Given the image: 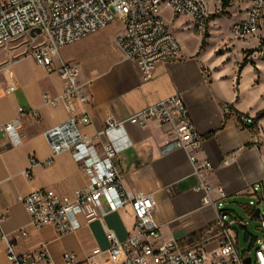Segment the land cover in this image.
<instances>
[{
	"label": "crops",
	"instance_id": "crops-1",
	"mask_svg": "<svg viewBox=\"0 0 264 264\" xmlns=\"http://www.w3.org/2000/svg\"><path fill=\"white\" fill-rule=\"evenodd\" d=\"M220 9L222 4L213 14ZM122 28L121 20L115 18L61 47L53 65L65 62L79 67L78 81L89 95L85 110L90 122L80 126L83 133L93 135L102 128L107 115L124 120L123 130L108 133L110 138L118 137V142L126 144L114 161L128 188L153 193L159 240L175 239L183 247L199 245L211 249L216 245L212 229L215 213L210 206H200L201 193L194 189L197 178L192 174L188 151L164 150L165 127L157 120L140 126L126 119L148 105L180 94L196 131L203 137L195 156L211 162L204 180L213 187H224L229 193L227 207L240 217L243 211L247 217L245 204L250 195L246 188L264 179V116L254 117L255 124L249 126L240 123L232 112H222L221 105L227 103L231 111L256 116L258 103L242 94L248 89V82H240L237 92L233 75L216 62L207 61L199 44L188 53L180 47L177 56L156 64L149 77L143 79L136 63L126 59L114 42ZM29 58L32 71L21 69L23 57L13 60L19 65L18 74L11 63L7 71L6 67L0 71L2 86L9 82L16 86L10 93L0 91V124L13 119L18 106L34 108L39 115L38 119L27 115L20 118L22 141L18 144H11L6 134L0 132V264H12L6 258L3 235L16 236L14 248L18 252L45 249L53 264H63L65 252H72L77 260L83 261L95 248L102 251L97 260L113 264L104 251L108 247L104 227L121 240L129 236L133 216L128 205L109 211L101 219L81 217L77 229L64 233H57L49 224L34 225L24 208L21 197L32 190L51 188L66 194L86 183L83 163L69 151L56 154L48 166L29 161L30 155L39 161L51 157L43 132L68 116L60 102L52 105L43 100L44 94L53 97L61 94L63 83L58 74L46 71ZM203 68L210 69L208 81L203 79ZM229 154L232 159L224 163ZM210 195L214 197L215 190ZM254 228L257 229V221ZM20 229L26 232L25 236L17 232Z\"/></svg>",
	"mask_w": 264,
	"mask_h": 264
},
{
	"label": "built area",
	"instance_id": "built-area-1",
	"mask_svg": "<svg viewBox=\"0 0 264 264\" xmlns=\"http://www.w3.org/2000/svg\"><path fill=\"white\" fill-rule=\"evenodd\" d=\"M238 1L242 0H0V43L26 35L32 47L30 56L35 63L46 71H55L63 83L58 97L43 95L45 102L52 105L60 102L68 113L64 121L43 132L51 157L39 161L30 155L29 161L48 166L56 154L69 151L75 160L83 163L86 176V183L70 193L38 188L23 195L22 203L34 225L49 224L57 233H64L77 229L81 217L101 219L109 211L128 205L133 216V231L129 236L121 240L104 227L108 241L104 251L113 264H246V257H250L249 264H264V179L246 188L250 195L245 204L246 218L227 207L228 191L221 185L211 186L203 178L211 162L198 160L195 156L203 137L196 131L180 94L148 105L126 120L145 126L149 120L155 119L165 127L164 150L181 148L188 151L192 174L197 178L194 189L201 193L200 206H210L215 213L212 229L216 245L208 250L199 245L183 247L175 239L159 240L153 193L128 188L114 161L126 144L118 142V137L110 138L108 133L123 130L124 120L107 115L102 128L93 135L83 133L80 126L90 122L85 110L89 95L78 81L79 67L65 62L53 65L61 47L118 18L123 28L114 42L126 59L136 63L141 77L146 79L156 64L180 52L176 36L161 17V7L169 9L173 16L184 17L193 32L202 35L207 29L210 7L215 11L223 2L231 5ZM246 1L242 15L229 26V34L236 39L254 34L264 15V0ZM36 28L39 32L30 35V30ZM201 72L203 79L208 81L210 69L203 68ZM15 88L14 83L2 86L0 82V91L4 93ZM221 109L223 113L232 112L240 123L255 124L253 116L231 111L227 103H223ZM24 115L34 119L39 116L34 108L18 106L16 116L0 124V132L6 134L11 144L22 141L20 118ZM232 157V154L227 155L224 163ZM211 190H215L214 197L210 195ZM256 208L259 209L257 216L254 214ZM250 220L257 221L259 233L250 232L245 240L248 245L240 248L238 227L247 228ZM17 232L26 235L22 229ZM2 237L6 241L5 253L10 263L53 264L45 249L18 252L14 248L16 236ZM101 252L95 248L83 261L77 260L72 252H65L63 264H102L97 260Z\"/></svg>",
	"mask_w": 264,
	"mask_h": 264
},
{
	"label": "rangeland",
	"instance_id": "rangeland-1",
	"mask_svg": "<svg viewBox=\"0 0 264 264\" xmlns=\"http://www.w3.org/2000/svg\"><path fill=\"white\" fill-rule=\"evenodd\" d=\"M245 3L246 0L238 1L215 12L212 18H208L207 29L203 36L196 35L184 17L173 16L166 7H161L160 13L172 29L183 52L188 53L196 44H199L200 53L206 57L207 61L216 62L218 67L222 66L223 70L233 75L237 92H240V88L238 90L240 82H248V89L243 90L242 94L245 97H253L257 101L258 109L255 111L257 116L264 108V15L254 34L238 39L229 34L230 23L242 15ZM213 12V8L210 7L209 14ZM29 42V38L22 35L0 43V70L11 63L14 72L18 74L19 65H16L13 60L23 57L20 63L21 69L32 71L33 66L29 58L32 47ZM243 58L247 63L239 69ZM240 213L242 217H246L243 211ZM250 223L252 225L248 227V230L258 234V230L254 228L256 221L250 220ZM238 239L240 248L248 245V242L244 241L243 229L239 230Z\"/></svg>",
	"mask_w": 264,
	"mask_h": 264
},
{
	"label": "trees",
	"instance_id": "trees-1",
	"mask_svg": "<svg viewBox=\"0 0 264 264\" xmlns=\"http://www.w3.org/2000/svg\"><path fill=\"white\" fill-rule=\"evenodd\" d=\"M227 5H228L227 2H223V3H222V9L225 8ZM213 16H214V14H211V15L209 16V18H212ZM246 63H247L246 59L243 58L242 62L240 63L239 69H241V67H242L244 64H246ZM263 116H264V108L261 110V112H259V114H258L255 118L258 119V118H261V117H263ZM243 230H244V241H245L246 238H247V235H248V234H251V233L247 230V228H243Z\"/></svg>",
	"mask_w": 264,
	"mask_h": 264
},
{
	"label": "water",
	"instance_id": "water-1",
	"mask_svg": "<svg viewBox=\"0 0 264 264\" xmlns=\"http://www.w3.org/2000/svg\"><path fill=\"white\" fill-rule=\"evenodd\" d=\"M35 32L38 33V32H39V29H37V28H36V29H32V30H30L29 34H30V35H34ZM258 211H259V209L256 208L255 211H254L255 216L258 215ZM249 262H250V257H246V258H245V263H246V264H249Z\"/></svg>",
	"mask_w": 264,
	"mask_h": 264
}]
</instances>
